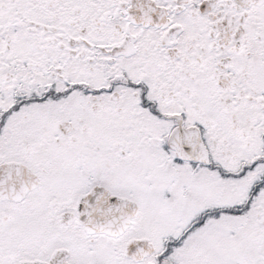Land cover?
I'll return each instance as SVG.
<instances>
[{
  "label": "snow or ice",
  "instance_id": "obj_1",
  "mask_svg": "<svg viewBox=\"0 0 264 264\" xmlns=\"http://www.w3.org/2000/svg\"><path fill=\"white\" fill-rule=\"evenodd\" d=\"M0 264H264V0H0Z\"/></svg>",
  "mask_w": 264,
  "mask_h": 264
}]
</instances>
